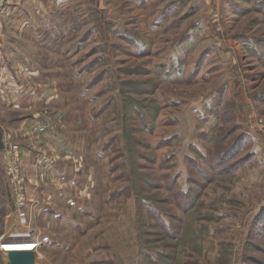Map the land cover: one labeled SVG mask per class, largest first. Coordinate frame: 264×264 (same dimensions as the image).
Listing matches in <instances>:
<instances>
[{"label":"rangeland","instance_id":"1","mask_svg":"<svg viewBox=\"0 0 264 264\" xmlns=\"http://www.w3.org/2000/svg\"><path fill=\"white\" fill-rule=\"evenodd\" d=\"M3 1L30 72H0V246L264 264V0Z\"/></svg>","mask_w":264,"mask_h":264},{"label":"crops","instance_id":"2","mask_svg":"<svg viewBox=\"0 0 264 264\" xmlns=\"http://www.w3.org/2000/svg\"><path fill=\"white\" fill-rule=\"evenodd\" d=\"M215 3L217 4L216 1H215ZM5 41H6L5 40V35H2V33H1V35H0V43H1L2 55H1V59H0L1 60L0 61V72H5L6 70L10 71L11 75H12L11 79L15 80V76H14L15 74L13 75L12 71L23 72V73L24 72H30V66H29L30 62L28 61V59L25 58L26 53L25 52H21L22 49H20V48L17 49V48H12V47H5L6 46V43H4ZM17 65L20 66V67L17 68ZM20 96H18V98H17L18 102H16V103L14 102L15 103L14 104V108L17 107L19 104H20V106H22L23 101H25V99H24L25 95L23 96L24 98L22 97V95H20ZM37 96H38V94L35 95V96H33L31 94V97L34 98L35 102H37V99H38ZM5 103H6L5 101H4V103L1 102V105H5ZM19 107H17V108H19ZM19 123H20L19 127H21V125H22L21 121H19ZM31 129H32L31 130L32 132L34 131V134H35V131L36 132L40 131V130H37V128H33V127H31ZM36 136H40V135L38 134ZM61 136H60V134L58 135V133H56L55 131L53 132L52 130H48L47 132L43 133L42 136L39 137V140L44 141V139H45L48 142V144L51 146L52 149L55 148L57 150H62V152L63 151L65 152V149H64V144L65 143H64L63 138ZM256 139L257 138H255V140ZM258 139H259V137H258ZM28 146H29V144H28ZM28 146H26L27 147L26 151L27 152H31V151H29L30 149L28 148ZM263 151H264V148L262 146H261V149L257 150V152H263ZM35 155L36 156H40L39 154L38 155L35 154ZM58 193H59V191L55 192V194H58Z\"/></svg>","mask_w":264,"mask_h":264},{"label":"water","instance_id":"3","mask_svg":"<svg viewBox=\"0 0 264 264\" xmlns=\"http://www.w3.org/2000/svg\"><path fill=\"white\" fill-rule=\"evenodd\" d=\"M6 264H35L38 259L34 250H9Z\"/></svg>","mask_w":264,"mask_h":264},{"label":"bare ground","instance_id":"4","mask_svg":"<svg viewBox=\"0 0 264 264\" xmlns=\"http://www.w3.org/2000/svg\"><path fill=\"white\" fill-rule=\"evenodd\" d=\"M37 246H38V243H36V242L25 241V242H9L6 244H2L0 246V248L4 252H7L9 250H21V251H24L25 249L26 250H34Z\"/></svg>","mask_w":264,"mask_h":264},{"label":"built area","instance_id":"5","mask_svg":"<svg viewBox=\"0 0 264 264\" xmlns=\"http://www.w3.org/2000/svg\"><path fill=\"white\" fill-rule=\"evenodd\" d=\"M3 0H0V17H1V14H2V9H3ZM1 55H2V52H1V43H0V59H1ZM1 61V60H0ZM7 146V145H6ZM4 149V148H3ZM6 160H10V156H6ZM21 217H24V215L23 214H21ZM29 235V233H25V235H22V234H20V235H18V236H23V237H25V236H28ZM18 238H22V237H18Z\"/></svg>","mask_w":264,"mask_h":264},{"label":"trees","instance_id":"6","mask_svg":"<svg viewBox=\"0 0 264 264\" xmlns=\"http://www.w3.org/2000/svg\"><path fill=\"white\" fill-rule=\"evenodd\" d=\"M256 213H257L256 218H259L258 221L260 220L259 222H262L263 221L262 217L264 215V207H262L261 209L259 208V210Z\"/></svg>","mask_w":264,"mask_h":264}]
</instances>
